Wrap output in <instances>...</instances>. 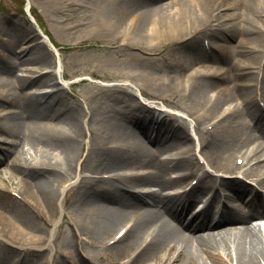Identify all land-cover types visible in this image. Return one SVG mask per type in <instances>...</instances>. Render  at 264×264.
Returning <instances> with one entry per match:
<instances>
[{
    "label": "bare ground",
    "instance_id": "obj_1",
    "mask_svg": "<svg viewBox=\"0 0 264 264\" xmlns=\"http://www.w3.org/2000/svg\"><path fill=\"white\" fill-rule=\"evenodd\" d=\"M159 1L142 0L139 4L136 2L129 4L127 0H123L128 6L114 9L108 14L110 20L105 19L99 24L109 30L113 38L120 39V44L123 46L133 39L138 44V48H152L165 42L168 36L170 39L174 36L183 37L193 34V30L190 29L193 23L198 25L200 30L204 29L206 23L211 24L214 21L220 23L214 14L220 0H173L163 4H159ZM219 4L222 5L223 2ZM113 7L106 2L104 10L108 13ZM125 8H134L138 12ZM228 8L225 6L222 9ZM244 8L247 19L262 16L260 2L249 0ZM98 12L99 8L96 7L94 15ZM222 24L227 25L229 29L227 22ZM242 26L244 29L240 31L238 47H242L246 40H250L251 43L244 50L240 49L236 66L231 68L218 71L220 68H216L218 67L216 64L207 66L206 69L200 68L199 65L204 67V62L211 57L203 53L206 48L200 49L196 40L183 46L194 60H198L199 65L183 75L185 83L182 89L185 90L184 86L190 80L193 89L189 101L194 109H199L195 107V103L199 102L200 105L204 104L212 111H217L220 107V99L234 96L236 105L232 107L237 109L230 111V105L223 107V115L217 113L218 118L212 120L213 124L215 123L214 127L211 130H204L199 138L202 141L206 140V144L214 148L218 155L221 153L220 168L233 171L237 168L245 176L255 177L253 180L261 188L244 183L239 186L237 184L235 197L242 201L247 194H251L245 202V208L243 209L240 203L232 205L230 201L227 205L231 195L222 190V180L202 173L198 176L199 185L193 193L196 194L189 196L192 186L185 185L188 183L186 179H177L175 171H172V176H164L167 172H163L165 169L163 167L171 161V158L158 159L155 154L158 151H171L169 141L174 139V144L176 141L178 143L176 151L179 152L176 163L183 170L189 169L194 159L191 151L193 147L188 151V146H192L193 142L180 141L186 134L187 124L180 118L160 124V121L153 119V112L143 105L136 104L131 95L127 94V90L120 87V94L114 98L117 102L104 103L108 110L103 115L107 127L103 123L97 126L93 146L90 147L99 153L100 161L114 166L113 172L108 178L83 177L81 180H84V183L76 188L75 198L76 201L84 204L96 203L95 206L99 209L98 215L89 219L90 230L94 235L112 234L114 228L123 220L129 221L124 232L108 246L110 261L118 257L125 258L119 264L150 262L261 264L264 262V227L252 222L256 218H264V32L262 26H259L255 33L250 28ZM211 37L208 43L209 53L216 48L221 54H228L232 45L227 41L229 38L217 32H212ZM5 51L6 54L7 50ZM43 51L42 46L37 45L24 50L23 56L41 54ZM133 55L138 54H131ZM18 57L20 56L0 57V74L3 69L2 71H6L5 74H13L18 81L21 62L14 60ZM39 64L42 66H37L34 72L42 74L36 80L34 88L53 82V75L45 67L46 63ZM211 67L214 70L209 71ZM181 73L182 70L176 71L173 77ZM232 73L234 77L231 79ZM2 76H0V99L6 101L2 103L0 109L5 111L6 122L18 128V135L12 138L23 144L32 145H35L34 142L40 143V140L45 138L43 142L52 146L49 150H45L46 154L38 156L34 165L25 166L29 170L20 187L23 197L13 198L23 205L27 214L13 207L10 210L24 223L29 224L33 223V219L28 214H36L40 210L46 213L52 204L54 207L60 195V187L67 177L62 179L59 170L57 172L50 168L72 167L78 156V149H81V142L76 148V137L78 131H82L83 124L82 120H75L76 105L71 103L65 106L60 93L37 92L25 96V92L18 91L19 86L16 81L12 78L3 80ZM218 80L223 82L217 84ZM2 82L4 88H1ZM171 83L174 85L173 81ZM237 106L241 107L239 109L241 113L238 110L240 107ZM249 117L255 120L254 125L248 122ZM59 118L69 122L68 131L53 126ZM250 128L255 129L257 134ZM255 140L258 145L254 147L252 144ZM148 144L157 146L156 151H152ZM249 145H252V148L245 147ZM6 149L7 154L10 150ZM50 150L58 151L60 156L55 163ZM172 154L174 155L173 152ZM236 154L241 155L244 167L233 162ZM24 162L28 164L26 159ZM138 162H141L143 167L150 166L151 169L136 177L131 168H137L133 167V164ZM12 164L17 165L15 162ZM130 180L137 183L144 182L153 187L142 193L125 191L123 187H119V192L123 193L120 196L117 191L119 183ZM206 181L209 194L200 197L206 189ZM165 187L180 193L162 194L161 190ZM195 201L201 202L202 206L193 209L196 205ZM0 214L1 218L6 217L4 212ZM47 214V218L51 220L50 212ZM5 222L6 225L0 223V242L8 240L22 247L41 246L49 238L42 232L21 227L18 229L6 219ZM80 225V222L75 223L74 229H79ZM221 251L226 253L227 259L222 257ZM60 256L65 257L69 264H82L85 260V254L77 246H74L71 252H60ZM86 257L89 259L88 254Z\"/></svg>",
    "mask_w": 264,
    "mask_h": 264
},
{
    "label": "rangeland",
    "instance_id": "obj_2",
    "mask_svg": "<svg viewBox=\"0 0 264 264\" xmlns=\"http://www.w3.org/2000/svg\"><path fill=\"white\" fill-rule=\"evenodd\" d=\"M140 1L142 2V0H127L129 4L134 2L139 4ZM172 1L160 0L158 3L163 4ZM248 1H218L217 10L214 11V14L219 20L223 19L227 22L229 27L227 32L222 30L221 26H217L213 30L207 29V26L209 28L211 27V24L207 23L204 29L200 30V27L193 23L190 28L193 30V34L189 36H174L170 39L168 36L165 38L167 39L165 42L152 48H138V44L133 39H130L129 44L125 46L121 45L120 39L113 38L110 31L101 27L99 24L100 21L103 23L105 19L110 20L108 14L114 9L128 6L123 0H30L31 7H34L42 17V25H46V28L51 34V38L58 44L56 46L58 51H55L49 40L44 39L41 36V32H38V27L33 23L32 18L29 19L28 15L22 12L20 7L21 0H1L0 57L20 56L21 64L19 65L20 69L18 71L20 75L17 76L19 78L18 81L16 76L13 74H5L6 71H2L3 69H1L0 76L3 75V80L12 78L16 81L19 86L18 91L25 92V96L35 94L37 90L43 92H49L50 90L53 94L60 93L65 102V106L71 103L76 105L75 120H82V124L83 120H86L87 125H84L82 134L80 133L81 131H78L76 137V148H78L79 142L81 141L84 142V148L81 151L78 149L79 155L72 167L69 169H61L59 166H54L50 170L55 169L57 172L59 170L62 173V179L74 172L73 180L76 179L77 183L83 175L89 176V174H93L95 171L99 174H107V172L101 171L114 168V166L100 161L99 153L90 149V147L93 146L97 126L103 123L107 127L103 115L108 110L105 108L104 103L116 101L114 98L117 94H120V87L125 88L127 94L132 96L131 90L119 84V82L125 85L130 83L129 80H126L125 77H127L137 84L140 89V94L145 97L141 99L147 102L145 105L153 108L154 112L161 113L162 115V112L166 111L187 120L188 124H190L188 133L191 136L188 142L192 140L195 142L194 160L198 161L203 169L215 172L217 167L222 164L220 161L222 155L220 152V155H218L214 148L207 145L206 140L198 141V136L200 137L202 134L206 123L207 130H211L214 127L215 123L213 124L212 120L216 118L217 113H220L221 116L223 115V107L230 105V111L237 109L232 107L236 105V99H234L233 95L220 99V107L217 108V111H212L208 106L204 104L200 105L199 102L195 103V107L197 106L199 109L191 107L192 105H190L189 99L193 84L191 83L189 89L183 90L182 87L185 83L183 75L189 72V70L197 68L199 63L198 60H194V57L183 46L188 43L190 44L193 40H196L198 46H201V36H206V40L209 41L212 38V32H217L218 34L227 33V37L229 38L227 41L230 45L232 44L228 54H221L218 50H214L213 52H218L219 55L214 54V57L211 56L210 59L204 62V67L203 65H199V67L206 69L205 67L216 64L218 66L216 68H220L218 71H221L224 68L236 66L240 49L244 50L251 43L250 40H246V43L242 47H238V43H240L238 37L240 31L244 29L242 25L250 28L253 33L258 30L259 26H262V31L264 32V0H253L254 2L261 3L262 16L252 19H247L245 14L246 10L244 6ZM106 2L114 6L108 13L104 10ZM221 2H223L222 5L219 4ZM225 6L229 8L222 9ZM96 7L99 8V12L94 15ZM125 10L138 12L134 8H125ZM221 25L227 28V25ZM206 40H203L204 45L206 44ZM34 42L37 43L34 44ZM165 43L167 44L166 46ZM37 45L42 46L43 53L34 54L35 56H23L24 50ZM4 49L7 50L6 54ZM134 53L138 55L131 56ZM204 54L209 55L208 53ZM40 62L46 63L45 67L53 72V82H49L45 84L46 86L43 85L38 89L34 88V86H36V80L42 73L34 72V69L37 66H42L39 64ZM142 70H144V74ZM179 70H182V73L173 77L174 72ZM210 70H214V68L211 67ZM148 72L150 75H148ZM230 77L232 79L234 74H230ZM172 81L174 85L171 83ZM216 82L220 84L223 81L218 80ZM4 87V82H2L1 88ZM134 96L135 94L133 93L136 104H143L136 100ZM231 100L233 101L229 102ZM4 101L6 100L0 99V106ZM198 105L202 107L200 108ZM239 111L241 113V110ZM6 121L7 116L4 113V109H0V213L4 212L6 215L4 218L7 222L12 223L18 229L21 227L26 230L42 232L44 235H48L51 232V235L48 238L49 241H46L42 246L22 247L8 240L0 242V264H10L12 262H23L22 264H69V261L65 257L60 256V252H71L74 246L79 247L82 253L89 255V259L85 257L86 259L82 264H119L121 261L118 257H114L112 259L113 261H110L109 245L103 246L100 243L107 234H103L102 236L94 235L90 230L91 224L89 219L96 217L99 211L98 207L95 206L96 203L84 204L75 200L76 188L82 186V183L75 186L72 191L70 187V189L68 188L66 190L61 205L59 204V195L54 203V207L53 204L50 206L47 212L53 215L54 220L57 221L56 225L50 222L47 215L41 210L36 214H28L33 219V223L29 224L24 223L18 215L10 210L13 207L26 213L23 205L17 200H13L16 196L14 192L17 194L18 192L21 193L20 187L22 180L28 176L27 171L29 170L25 166L34 165L38 156L46 154L47 152L45 150H49L52 146L49 143L43 142L45 138L41 139L40 143L34 142L35 145L23 144L19 140L15 141L12 137L18 135V128L10 126ZM56 121L53 123L54 127L65 132L68 131L69 122L61 118ZM248 122L254 125L255 120L249 117ZM89 130H91V133ZM252 130L257 134L255 129ZM112 138L117 137L112 136ZM169 142H171V151L175 152L178 144L177 141L175 144L174 139H171ZM256 142L255 140L253 143ZM148 146L152 151L157 149V146L154 147L151 144H148ZM6 148L10 150L7 154ZM19 151L21 153H18ZM50 151L53 156V162L55 163L60 157L58 151ZM211 152L215 153V155ZM85 153L86 155L81 161ZM175 155H172L168 150L157 152V157L160 159L171 158V161L163 167L165 168L163 169L164 173L166 171L169 172V170L180 171V168L176 166V162L172 161L176 157ZM25 159L28 164H25ZM234 160L238 165H241L240 161H238L239 157H235ZM12 162L17 163V165H13ZM135 164L141 165L142 163L138 162ZM149 168L146 167V169ZM179 171H177L178 177L183 178L185 175ZM247 180L252 183L251 179L247 178ZM236 185L237 183L235 182H227V187L224 189L231 195V202L234 204L239 202L235 200L237 192ZM151 187L153 186L141 182L136 183L134 189L142 193L149 191ZM119 195L122 196L123 193L119 192ZM61 212L62 215H60ZM67 217L69 218V222L66 221ZM4 218L0 216L2 225H6ZM77 222H80L81 225L79 229L75 230L74 224ZM252 222L259 223L264 227V218H256ZM219 227L222 226L219 225ZM221 254L224 259H227L225 252L221 251ZM145 264L154 263L150 262ZM261 264H264V262H261Z\"/></svg>",
    "mask_w": 264,
    "mask_h": 264
}]
</instances>
